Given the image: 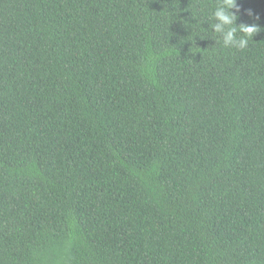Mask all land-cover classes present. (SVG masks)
I'll list each match as a JSON object with an SVG mask.
<instances>
[{
  "label": "trees",
  "instance_id": "16d2710c",
  "mask_svg": "<svg viewBox=\"0 0 264 264\" xmlns=\"http://www.w3.org/2000/svg\"><path fill=\"white\" fill-rule=\"evenodd\" d=\"M0 0V264H264V0Z\"/></svg>",
  "mask_w": 264,
  "mask_h": 264
},
{
  "label": "clouds",
  "instance_id": "9594fccd",
  "mask_svg": "<svg viewBox=\"0 0 264 264\" xmlns=\"http://www.w3.org/2000/svg\"><path fill=\"white\" fill-rule=\"evenodd\" d=\"M240 14L238 0H219L212 12L211 31L219 35L225 48L246 49L249 40L260 30L256 24H237Z\"/></svg>",
  "mask_w": 264,
  "mask_h": 264
}]
</instances>
